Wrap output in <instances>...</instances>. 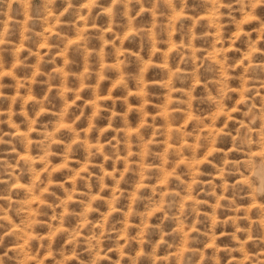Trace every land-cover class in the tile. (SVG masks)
Masks as SVG:
<instances>
[{"label": "clouds", "instance_id": "clouds-1", "mask_svg": "<svg viewBox=\"0 0 264 264\" xmlns=\"http://www.w3.org/2000/svg\"><path fill=\"white\" fill-rule=\"evenodd\" d=\"M0 264H264V0H0Z\"/></svg>", "mask_w": 264, "mask_h": 264}]
</instances>
